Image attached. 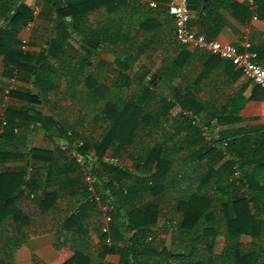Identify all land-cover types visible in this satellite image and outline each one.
Masks as SVG:
<instances>
[{"label": "trees", "instance_id": "16d2710c", "mask_svg": "<svg viewBox=\"0 0 264 264\" xmlns=\"http://www.w3.org/2000/svg\"><path fill=\"white\" fill-rule=\"evenodd\" d=\"M121 3L0 0L3 76L37 89L36 95L13 91L11 97L27 108H8L0 117V126L5 120L0 132V264H13L14 252L31 236L49 233L55 236L57 250L70 243L72 257L63 264H106L104 258L111 254L119 256L118 264H167L169 258H186L171 249L188 243L195 250L200 238L210 248L197 247L194 264H264V220L259 215V210L264 212V186H256V177L248 185V163L238 153L240 130L214 135L217 126L241 121L238 114L250 99L242 88L222 110L205 111L185 79L191 68L183 73L181 50L177 48L180 52L170 61L154 62L156 49L136 44L137 38L150 37L147 30L144 35L143 25L136 30V19L130 16L128 30L122 32ZM211 4L201 9L190 4V10L200 16ZM37 20L49 28L41 40L33 27L27 29ZM22 33L30 47L42 42L39 52L20 49ZM73 34L79 39L76 48ZM251 51L261 58L259 48ZM102 54L112 55L115 65ZM143 55L146 62L130 76ZM60 95L71 107H96L94 117L64 115L57 120L54 110L69 108ZM41 105L49 109V117L37 109ZM35 123L42 125L49 142L53 136L67 138L69 147L28 148L29 126ZM6 140L16 143L9 146ZM75 141L82 143L77 149ZM72 150L85 160L82 165ZM11 160L24 166L3 168ZM263 167L262 159L255 161L254 168ZM166 192L173 196L164 213L158 204L145 203ZM160 216L165 218V236L176 237L169 246L153 231ZM220 233L224 250L215 256L211 247ZM242 236L250 237L251 244H244ZM32 264L42 263L33 256Z\"/></svg>", "mask_w": 264, "mask_h": 264}, {"label": "crops", "instance_id": "0c3cea01", "mask_svg": "<svg viewBox=\"0 0 264 264\" xmlns=\"http://www.w3.org/2000/svg\"><path fill=\"white\" fill-rule=\"evenodd\" d=\"M210 0H190L192 7L203 8ZM255 6V10L249 9V0H212L210 11L201 14L200 16L196 11H191V19L189 21V27L196 34L203 36L204 38H212L210 40H217L223 44H229L240 48L243 42L250 44V49L259 48L261 50V58L257 57V62L264 68V0H252ZM127 4L126 8L123 5ZM168 0H122L120 10V23L122 32H126L129 27L128 17L133 16L136 19L135 29H139V25H143L144 35L147 32L150 33V37L147 35L145 38H137L136 44L156 49V52L152 54V60L159 64L162 60H168L175 58L181 50V54L178 59L185 63V69L183 71L186 74L188 70L187 66L191 68V75L188 77L185 75V79L189 82L190 90L197 95L203 102L205 111H220L223 109L224 104L228 98L233 95H238L243 91V96L250 100L240 110L238 117L241 121L236 124L228 126H217L214 135H217L220 131L236 130L239 129L240 133L236 135L240 142V148L238 153L240 154L243 162L248 163L246 168L249 175L248 185L250 186L254 182V177L259 178L256 181V186H264V167L254 168L255 161L262 159L264 164V94L254 84L248 81L242 76L240 71L236 70L229 62L221 61L208 56V54L194 50L190 48H180L175 45L174 42V24L172 17L167 11ZM40 11V6L35 8L34 16L36 17ZM38 22L40 20H37ZM32 22L33 26L36 22ZM145 21V22H144ZM46 24L45 22H42ZM2 26V21H0ZM48 26V25H47ZM147 30V32H146ZM135 30H131L132 33ZM155 35V41H151V36ZM74 40V39H73ZM78 37L73 42V46L76 48L78 44L74 45L78 41ZM19 41L25 50L39 52L42 44H38L35 47H28V36L22 33L19 36ZM41 43V42H39ZM123 43L120 47H123ZM182 47V46H181ZM178 48V49H177ZM186 48V49H185ZM103 54V58L108 61ZM94 61V59H93ZM167 61V62H168ZM95 62V61H94ZM146 62V55L139 58L135 69H141V65ZM4 66L2 64V58L0 57V117L2 112L8 108H27V103L18 101L11 97L13 91L20 93H32L36 95L37 89L31 84H27L19 81L15 77L3 76ZM136 69V71H137ZM135 72V70H134ZM151 75H149V78ZM13 80V82H12ZM12 86V91L9 94V101L3 106L4 91ZM37 109L42 113L43 117H49V109L44 105L37 106ZM5 126V120L3 119L0 132ZM30 132L27 138V147L36 148L41 150L52 151L55 147L60 150H65L69 147L67 138H59L53 136L52 141L49 142L45 136L44 128L40 123L31 124L29 126ZM18 137L22 138L18 134ZM66 137H68L66 135ZM9 146L16 143L14 140L5 141ZM72 154V153H71ZM92 154L88 156L91 160ZM85 162V160L83 161ZM22 161H8L3 165V168L15 169L23 167ZM171 192H166L165 194ZM163 194V195H165ZM163 195L156 198L148 197L145 203H148L151 199L158 200ZM172 200V198H171ZM159 201L150 202L158 204L162 209V213L167 208L168 204ZM258 208H263L261 201H257ZM255 207V204H254ZM259 215L264 220V212L259 210ZM164 216L158 218L157 224L154 226L153 231L157 232V240L165 239L166 246L171 244V235L163 232ZM11 220L8 221L10 224ZM165 236V237H164ZM92 242L96 244L98 239L92 235ZM69 239V236H67ZM224 235L218 234L215 237L211 247V252L215 256H221L224 250ZM241 241L244 244H251V238L248 236H242ZM69 242L64 247L56 249L55 236L53 234H43L31 236V238L23 244L18 250H16L12 257L13 264H32V257H36L42 264H63L65 261L72 257V253L69 249ZM187 247V249H186ZM200 248L206 250L210 248V245L200 238V242L196 245L195 250L188 248V243L181 244L176 249H171V253L174 255L185 254L188 262L194 264L196 262V254L194 251ZM191 250V252H190ZM186 252V253H185ZM188 253H190L189 256ZM201 255V254H199ZM202 256V255H201ZM183 259L169 258L167 264H182ZM106 264H118L119 256L116 254L107 255L105 258Z\"/></svg>", "mask_w": 264, "mask_h": 264}, {"label": "built area", "instance_id": "2783aa9c", "mask_svg": "<svg viewBox=\"0 0 264 264\" xmlns=\"http://www.w3.org/2000/svg\"><path fill=\"white\" fill-rule=\"evenodd\" d=\"M249 9L255 10V6L252 0H249ZM168 14L173 19L174 24V41L177 45L203 51L210 56L216 57L221 61L229 62L233 67L240 71L242 76L258 87L264 94V68L257 62V55L251 51L250 44L243 42L241 47H235L229 44H223L217 40L206 39L203 36L196 34L189 27V21L191 19V10L189 0H168L167 4ZM33 27L32 23L27 25V29ZM25 50V47H22ZM13 82V80H12ZM12 91V86H9L3 95V106L9 101V94ZM67 136L70 137L71 133L68 132ZM80 141H75L73 148L77 149L81 146ZM72 155L76 157L77 162L82 165L84 159L75 153V150L71 151ZM116 162V160H112ZM238 173L235 172L234 176ZM85 181L92 182L90 176H86ZM92 190V189H90ZM103 210H105L103 208ZM109 221V218H106Z\"/></svg>", "mask_w": 264, "mask_h": 264}, {"label": "rangeland", "instance_id": "374dc122", "mask_svg": "<svg viewBox=\"0 0 264 264\" xmlns=\"http://www.w3.org/2000/svg\"><path fill=\"white\" fill-rule=\"evenodd\" d=\"M40 6V5H39ZM48 24H43L41 21H37L36 22V24H34V26H33V31L37 34V35H39L40 36V40L42 39V38H44V37H46L47 36V33L49 32V28H48V26H47ZM41 44H42V42H41ZM74 45H76V44H74ZM29 47V44H27V48ZM107 56V58H108V61L112 64V65H115V60H114V57L112 56V55H106ZM102 57H103V54H102ZM94 61H96V59H94ZM136 67V66H135ZM137 69V68H136ZM136 69H134L135 70V72H134V70H133V72H129V74H130V76H133V75H135V73H138L139 72V70L137 69V71H136ZM147 81L149 80V77L146 79ZM62 84H61V88L64 86V80L61 82ZM136 86H134V88H135ZM60 88V89H61ZM64 97L63 95H60V97ZM60 98V99H62L63 100V98ZM65 98V97H64ZM66 99V98H65ZM63 100L64 101V105H66L67 104V106H69V102L68 101H66V100ZM54 110V109H53ZM96 110H97V108L96 107H91L90 109H81L80 110V108H79V106H77V105H74V106H69V108L67 109V110H63V109H61V108H57V109H55L54 110V115H56L55 116V118L58 120V119H60L59 118V116L60 117H62V116H64V115H69V116H72V117H74V118H79V117H81V116H84L86 119H88L89 120V118H92V117H94V115H95V113H96ZM89 112H91L92 114L90 115L89 114ZM59 121H61L62 122V120H59ZM88 135H90V136H95V134H94V132H92L91 130H88ZM124 166H126L127 168H129V166H130V163L129 162H126V163H124ZM172 193H168V194H165V195H163L162 197H160L158 200H155V199H151L150 198V201L148 202V203H150V202H155V201H159L160 200V203L161 202H163V203H166V202H168V201H170L171 200V198H172Z\"/></svg>", "mask_w": 264, "mask_h": 264}, {"label": "water", "instance_id": "95a60500", "mask_svg": "<svg viewBox=\"0 0 264 264\" xmlns=\"http://www.w3.org/2000/svg\"><path fill=\"white\" fill-rule=\"evenodd\" d=\"M72 39L76 40L77 39V36L75 34L72 35ZM135 68H133L134 70Z\"/></svg>", "mask_w": 264, "mask_h": 264}]
</instances>
